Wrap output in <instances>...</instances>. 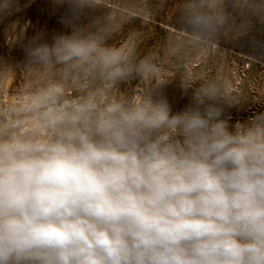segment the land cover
Here are the masks:
<instances>
[{
  "label": "clouds",
  "instance_id": "1",
  "mask_svg": "<svg viewBox=\"0 0 264 264\" xmlns=\"http://www.w3.org/2000/svg\"><path fill=\"white\" fill-rule=\"evenodd\" d=\"M53 3L62 30L23 48L41 86L0 123V264H264V111L232 123L215 80H186L176 112L160 92L118 94L158 70L106 43L111 15L88 22L102 0ZM181 21L193 41L247 35L264 0H184Z\"/></svg>",
  "mask_w": 264,
  "mask_h": 264
},
{
  "label": "rangeland",
  "instance_id": "2",
  "mask_svg": "<svg viewBox=\"0 0 264 264\" xmlns=\"http://www.w3.org/2000/svg\"><path fill=\"white\" fill-rule=\"evenodd\" d=\"M183 3L102 0L89 11L88 22L92 24L104 25L109 15L113 17L114 28L106 38L109 46H131L134 65L147 59L158 70L147 79L133 74L115 86L116 92L127 97L160 92L176 112L190 102L191 91L183 88L186 80L191 79L196 86L215 80L227 82L238 101L236 106L226 108L232 123L264 111V71L259 70L264 68V24L253 22L247 35L225 29L206 43L193 41L181 21ZM63 13L53 0H15L9 12L0 14V123L17 118L16 109L42 83L36 70L22 62L24 44L37 31L44 30L51 36L62 30L59 21ZM252 64H259V68L250 74ZM160 80L164 81L162 85ZM76 95L69 90V98Z\"/></svg>",
  "mask_w": 264,
  "mask_h": 264
},
{
  "label": "trees",
  "instance_id": "3",
  "mask_svg": "<svg viewBox=\"0 0 264 264\" xmlns=\"http://www.w3.org/2000/svg\"><path fill=\"white\" fill-rule=\"evenodd\" d=\"M258 68H259V64H252V66L250 67V69H248V72L250 74H253L254 71L258 70ZM259 70L264 71V68L259 69Z\"/></svg>",
  "mask_w": 264,
  "mask_h": 264
}]
</instances>
